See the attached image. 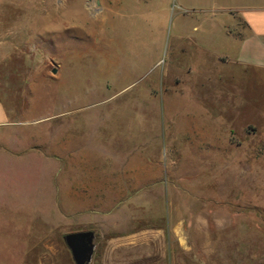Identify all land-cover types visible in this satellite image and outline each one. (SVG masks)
Wrapping results in <instances>:
<instances>
[{
	"label": "rangeland",
	"instance_id": "1",
	"mask_svg": "<svg viewBox=\"0 0 264 264\" xmlns=\"http://www.w3.org/2000/svg\"><path fill=\"white\" fill-rule=\"evenodd\" d=\"M213 27L161 0H0V264H73L81 231L90 264H264V74Z\"/></svg>",
	"mask_w": 264,
	"mask_h": 264
},
{
	"label": "crops",
	"instance_id": "2",
	"mask_svg": "<svg viewBox=\"0 0 264 264\" xmlns=\"http://www.w3.org/2000/svg\"><path fill=\"white\" fill-rule=\"evenodd\" d=\"M161 4L177 17L208 16L214 27L203 42L234 47L233 61L243 73L264 74V0H161ZM0 114L4 118V112Z\"/></svg>",
	"mask_w": 264,
	"mask_h": 264
},
{
	"label": "water",
	"instance_id": "3",
	"mask_svg": "<svg viewBox=\"0 0 264 264\" xmlns=\"http://www.w3.org/2000/svg\"><path fill=\"white\" fill-rule=\"evenodd\" d=\"M53 74L55 69L51 71ZM62 240L68 249L73 264H90L94 250V233L92 231H81L67 233Z\"/></svg>",
	"mask_w": 264,
	"mask_h": 264
}]
</instances>
